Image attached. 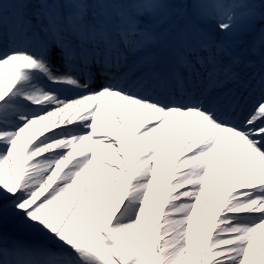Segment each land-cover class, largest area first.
Listing matches in <instances>:
<instances>
[{
	"label": "snow or ice",
	"instance_id": "snow-or-ice-1",
	"mask_svg": "<svg viewBox=\"0 0 264 264\" xmlns=\"http://www.w3.org/2000/svg\"><path fill=\"white\" fill-rule=\"evenodd\" d=\"M258 22L264 0H0V264H264Z\"/></svg>",
	"mask_w": 264,
	"mask_h": 264
},
{
	"label": "rangeland",
	"instance_id": "rangeland-1",
	"mask_svg": "<svg viewBox=\"0 0 264 264\" xmlns=\"http://www.w3.org/2000/svg\"><path fill=\"white\" fill-rule=\"evenodd\" d=\"M36 6V5H35ZM15 8V7H13ZM167 13L171 14L173 16V18H177V17H187L189 19H191L195 30L198 32L200 31L201 33H206L209 35H212L213 37H215V29H216V25L214 21H206V20H201L199 18H196L194 16L191 15V7L189 5H176L170 9L166 10ZM258 24H262V27H258ZM256 28H258L257 30H259L260 28H264V22H258L256 25ZM251 38L250 35H244V36H235L233 37V40L236 42L238 41V45L237 50H243L246 48L247 45V41ZM239 40H244V44L240 43ZM255 57V56H254ZM8 235L11 236H15L17 238L20 239H31V235L26 233L25 231H23L21 228L14 227L12 228L9 233H6Z\"/></svg>",
	"mask_w": 264,
	"mask_h": 264
},
{
	"label": "bare ground",
	"instance_id": "bare-ground-1",
	"mask_svg": "<svg viewBox=\"0 0 264 264\" xmlns=\"http://www.w3.org/2000/svg\"><path fill=\"white\" fill-rule=\"evenodd\" d=\"M21 11V9H18V8H11L8 12V15H9V18H10V21L14 20L15 18V15ZM23 11L27 12L29 15H31L32 13H34L36 11V6L33 4L25 9H23ZM258 27H262V24H258ZM258 29V28H257ZM198 33H201L200 31H198ZM222 39V38H221ZM244 40H239L240 43H242ZM245 42V41H244ZM244 42L242 44H244ZM238 45V41L236 42V46ZM237 48V47H236ZM118 55V53H117ZM251 59H253L254 61L255 60H258V57H250ZM54 87V86H53ZM59 94L63 97V98H67V99H72L74 96L77 95V93L74 91V90H71V89H56ZM259 99V93L257 92L252 98L251 100L249 101V104L251 103H254L255 100ZM61 117H54L53 119L55 120H59ZM65 124H67V119L65 120ZM14 227H17V225H15L14 223L12 222H8L6 224H4L2 226V230L5 232V233H9V231L14 228ZM31 239H33V237H31Z\"/></svg>",
	"mask_w": 264,
	"mask_h": 264
}]
</instances>
